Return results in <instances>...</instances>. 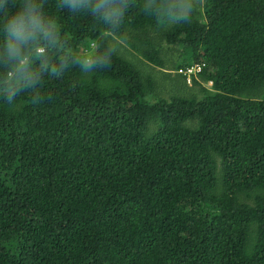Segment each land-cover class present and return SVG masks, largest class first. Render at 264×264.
Listing matches in <instances>:
<instances>
[{
	"label": "trees",
	"instance_id": "trees-1",
	"mask_svg": "<svg viewBox=\"0 0 264 264\" xmlns=\"http://www.w3.org/2000/svg\"><path fill=\"white\" fill-rule=\"evenodd\" d=\"M0 264H264V0H0Z\"/></svg>",
	"mask_w": 264,
	"mask_h": 264
},
{
	"label": "rangeland",
	"instance_id": "rangeland-1",
	"mask_svg": "<svg viewBox=\"0 0 264 264\" xmlns=\"http://www.w3.org/2000/svg\"><path fill=\"white\" fill-rule=\"evenodd\" d=\"M202 0H174V4L180 11L181 15L191 14L198 12L200 10V5ZM114 41H116L117 47H119L120 53L132 60L135 64H138L143 72L149 73L155 77V83L157 87L156 94L158 96H166L168 99L171 95H183L188 96L190 94H198L201 87L210 86L209 81H199L200 83H195L193 79L197 82L194 75L190 76L189 81L187 76L182 75L179 69L174 68V64L181 59L180 48L176 45L171 46L170 49L162 50L163 66H153L147 63L136 51L132 50L129 44L126 42L128 36H114ZM183 81V82H182Z\"/></svg>",
	"mask_w": 264,
	"mask_h": 264
},
{
	"label": "clouds",
	"instance_id": "clouds-1",
	"mask_svg": "<svg viewBox=\"0 0 264 264\" xmlns=\"http://www.w3.org/2000/svg\"><path fill=\"white\" fill-rule=\"evenodd\" d=\"M6 29L21 39L30 27L35 26V20L23 8L7 14Z\"/></svg>",
	"mask_w": 264,
	"mask_h": 264
},
{
	"label": "built area",
	"instance_id": "built-area-1",
	"mask_svg": "<svg viewBox=\"0 0 264 264\" xmlns=\"http://www.w3.org/2000/svg\"><path fill=\"white\" fill-rule=\"evenodd\" d=\"M203 64H193L187 66L184 70H179L184 76H187V80L189 81L191 75H196L198 72L202 70Z\"/></svg>",
	"mask_w": 264,
	"mask_h": 264
}]
</instances>
